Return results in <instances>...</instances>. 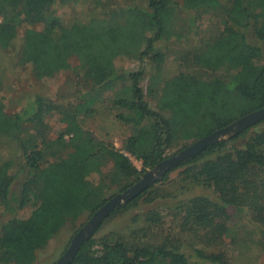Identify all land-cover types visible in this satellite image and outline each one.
<instances>
[{
	"label": "trees",
	"instance_id": "obj_1",
	"mask_svg": "<svg viewBox=\"0 0 264 264\" xmlns=\"http://www.w3.org/2000/svg\"><path fill=\"white\" fill-rule=\"evenodd\" d=\"M72 1L0 0V49L12 47L19 38L17 63L29 65L38 80L72 69L87 88L86 112L92 111L100 90L112 89L118 120L131 123L135 131L125 140L124 150L118 149L85 129L73 106L40 95L10 114L0 77V138L17 146V154L0 164L1 216H8L0 229V264L32 263L37 250L78 210L96 212L112 196L139 182L148 167L156 168L167 159L169 151H180L264 108V63H259L264 61V0H130L105 15L93 12L86 21L67 22L55 5ZM179 2L189 12L187 31H193L207 13L223 14L224 29L190 60L215 73L208 78L185 71L174 75L161 85L159 105L153 107L142 87L144 67L123 70L115 59L126 56L155 62L156 68L162 65L167 51L156 43L181 35L175 27ZM75 56L83 62L73 65ZM52 112L60 114V122L66 126L63 133L53 135L47 120ZM260 123L264 120L255 125ZM229 141L206 147L165 172L163 180L174 169L184 167L183 172L191 178L222 194L220 200L204 202L209 201L215 213L228 216V209L236 206L238 180L246 179L249 169L264 171V129L255 132L246 147H234L197 164L227 150ZM129 154L143 160V170L133 164ZM107 163H112V168L103 172ZM93 174L99 175L98 182L91 178ZM152 187L150 184L109 216L137 204ZM28 206L33 208L31 214L18 217ZM210 208L200 205L190 215L193 220H201L206 213L213 216ZM159 219L150 213L149 220ZM96 243L95 235L88 237L70 264H231L224 251L204 246L184 251L172 241L152 246L131 244L118 236L116 242L105 241L101 247Z\"/></svg>",
	"mask_w": 264,
	"mask_h": 264
},
{
	"label": "rangeland",
	"instance_id": "obj_2",
	"mask_svg": "<svg viewBox=\"0 0 264 264\" xmlns=\"http://www.w3.org/2000/svg\"><path fill=\"white\" fill-rule=\"evenodd\" d=\"M128 1L130 0H73L67 5L57 3L55 9L67 22L76 19L86 21L93 12L105 15L106 11H111ZM179 3L175 27L181 35L156 43L167 51L162 65L156 68L155 62L149 60L141 62L126 56H118L115 59L116 66L123 70L133 71L141 66L144 67L142 87L153 107L159 105L161 85L174 75L185 71L208 78L215 73L210 69L191 64L190 60L195 51L202 49L209 39L218 36L224 29L223 14L207 13L196 22L193 31H187L185 25L189 12L182 8L181 2ZM19 43L18 38L12 47L0 49V77L6 111L14 114L25 103L40 95L62 106H73L85 129L93 132L96 137L112 143L118 149L124 150V142L133 134L135 127L131 123L118 120L119 110L113 108L112 102L114 91L100 90L101 96L91 106L92 111L86 112L84 97L87 88L72 69L38 80L33 76L29 65L21 66L17 63ZM82 62V57L75 56L71 59L73 65ZM259 63L261 65L264 61L260 60ZM151 89H154L152 94L149 93ZM47 120L52 125L53 135L66 130L65 124L60 122L59 113H50ZM249 128L246 133L242 131L243 133L223 136L222 141L230 139L227 150L200 159L197 164L201 165L211 158H218L234 147H246L251 136L264 129V123ZM178 151H169L167 158ZM15 154H17L16 144L7 138H0V164L4 158L11 159ZM130 158L139 170L144 169L142 159L134 155H130ZM111 168L112 163H107L102 170L108 172ZM183 170L184 167L174 169L166 180H163L162 174L151 183L153 187L137 204L107 217L94 233L97 240L96 247H101L105 241L116 242L118 236L131 244L152 246L172 241L177 246L183 247L184 251H191L192 247L199 246L215 252L224 251L228 254L231 264H264V171L249 169L248 177L245 179L244 176L238 180L239 190L233 200L236 206L230 207L228 216H225L215 213L216 209L210 208L213 206L208 205L209 201L204 202L207 199L220 200L222 194L202 180L201 182L194 180ZM157 171V168L148 167L141 179L146 173ZM91 178L94 182H98L99 175L93 174ZM200 205L204 208L208 206L214 215L206 213L201 220H193L191 211L199 210ZM32 210L33 208L28 206L19 211L17 216L28 217ZM3 211L4 203L0 200V229L8 217L1 216ZM94 213L90 209L78 210L43 247L37 250L36 258L30 264H55L63 257L75 235L88 224ZM150 213L157 214L161 221L149 220Z\"/></svg>",
	"mask_w": 264,
	"mask_h": 264
},
{
	"label": "water",
	"instance_id": "obj_3",
	"mask_svg": "<svg viewBox=\"0 0 264 264\" xmlns=\"http://www.w3.org/2000/svg\"><path fill=\"white\" fill-rule=\"evenodd\" d=\"M264 120V108L244 115L237 119L231 125L218 129L197 141L191 143L186 148L178 151L175 155L165 159L159 163L156 168L158 171L155 173L148 172L144 175L141 181L135 185L119 193L116 196L109 199L102 207H100L93 215L92 219L75 235L72 240V244L66 253L55 264H70L75 254L80 249L83 242L90 236H93L96 229L101 223L110 215V213L124 202L137 196L141 191L146 189L152 182H155L158 177L167 172L169 169L180 165L183 161L195 157L201 153L206 147L213 145L226 135L239 134L247 128L255 125L256 123Z\"/></svg>",
	"mask_w": 264,
	"mask_h": 264
}]
</instances>
